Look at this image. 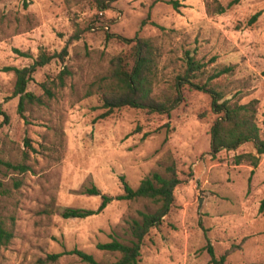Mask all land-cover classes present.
<instances>
[{
    "label": "rangeland",
    "instance_id": "374dc122",
    "mask_svg": "<svg viewBox=\"0 0 264 264\" xmlns=\"http://www.w3.org/2000/svg\"><path fill=\"white\" fill-rule=\"evenodd\" d=\"M168 1L114 0L98 12L94 0H0V105L7 116L0 115V218L14 234L0 246V264H88L73 249L115 261L118 252L97 244L130 238L127 220L142 202L113 199L85 218L61 212L97 208L101 196L83 193L85 187L115 197L123 193L120 175L135 188L171 161L180 179L175 203L143 238L139 264H212L208 245L216 257L227 252L224 264H264V154L255 167L247 160L235 164V155L255 153L245 142L211 157L216 114L207 93L184 85L183 101L169 114L123 106L103 117L98 95L83 96L112 56L129 53L130 44L114 35L150 38L159 54L156 90L184 67L185 51L204 64L196 80L232 65L214 81L231 102L257 100L255 121L264 139V0H239L220 14L207 12L211 0H177V8ZM41 51L58 55L27 84L43 102L20 114L15 75L4 67L31 64ZM56 253V260L46 258Z\"/></svg>",
    "mask_w": 264,
    "mask_h": 264
},
{
    "label": "trees",
    "instance_id": "16d2710c",
    "mask_svg": "<svg viewBox=\"0 0 264 264\" xmlns=\"http://www.w3.org/2000/svg\"><path fill=\"white\" fill-rule=\"evenodd\" d=\"M98 12L110 7L114 0H94ZM174 8L178 7L177 0H169ZM239 0H230L226 5L218 0L205 2L206 10L209 13H223L230 6L238 3ZM259 13L254 14L249 20L253 23ZM144 22V21H143ZM119 41L130 44L128 54L114 55L110 59L107 72L100 75L91 82L84 92V97L93 94L98 95L101 106L106 110L101 113V117L107 116L115 108L129 106L145 109L148 112L169 114L184 99L183 86L207 93L210 98L211 111L216 114L209 130L210 149L209 154L215 158L221 150H234L245 142H252L255 153H243L234 156L235 164L244 160L249 161L255 167L258 164L259 156L264 154V139L260 137L259 127L255 121L256 99L246 103L231 102L224 98V91L219 89L220 84L214 81L222 74H227L232 70V65L212 71L204 81L196 80L201 74L204 64L189 52L185 51L184 67L176 73L166 87L156 90L158 84L157 65L158 52L150 38L134 36L131 38L121 35H114ZM19 54L30 56L28 53L15 49ZM66 52L62 49L61 53ZM61 53H58L59 55ZM56 53L48 54L43 51L33 58L32 63L22 66H6L4 70L12 71L15 75L13 95L18 96V111L23 114L25 106L28 104H40L43 102L40 95L27 90V84L36 68L44 66ZM64 72V71H63ZM62 72V73H63ZM62 81V77L60 78ZM42 88L50 93V89L42 83ZM0 115L7 119L5 112L1 109ZM7 167L19 172H24L27 167L24 164H13L5 161ZM120 182L123 193L112 197L102 194L100 190L91 185L83 189V193L90 195H100V204L95 209H84L67 207L61 215L64 218H85L102 211L113 199L139 201L144 205L143 209H136L135 216L127 220L130 238L120 240L113 237L110 241L98 243L97 248L110 252H118L119 257L112 262H100L91 254L82 250L73 249L70 251L78 255L88 264H139L140 248L145 235L153 227H157L163 218L171 211L175 203L174 189L180 183L173 161L162 167L153 169L143 177L137 187L133 188L124 175H120ZM19 180H14V185H19ZM3 182L0 180V186ZM259 211L264 217V197L260 201ZM13 230L6 222L0 218V246L6 247L13 238ZM210 255V263L224 264L226 253L216 257L211 245L207 246ZM60 253L47 255L48 260H56Z\"/></svg>",
    "mask_w": 264,
    "mask_h": 264
}]
</instances>
